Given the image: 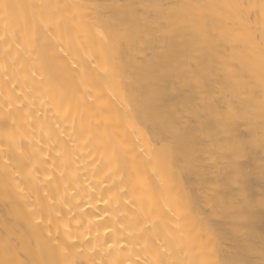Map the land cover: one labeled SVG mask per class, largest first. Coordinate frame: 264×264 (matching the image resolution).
Masks as SVG:
<instances>
[{"label": "bare ground", "instance_id": "obj_1", "mask_svg": "<svg viewBox=\"0 0 264 264\" xmlns=\"http://www.w3.org/2000/svg\"><path fill=\"white\" fill-rule=\"evenodd\" d=\"M260 2L0 0L12 6L7 11L0 9V142L7 151L8 140L14 134L12 120L20 126L24 119L15 107L11 114L2 107L10 95L15 98L11 82L26 85L25 92L28 88H49L56 96L54 103L63 99L70 110V131L71 119L75 118L74 141L83 157L81 168L87 170L93 183L109 167L113 172L122 171L123 186L130 196L151 197L166 221L170 235L165 242L174 261L223 264L243 259L249 264H262L264 59L259 46L248 37L259 32L264 23L258 20L255 10L249 20L248 10L223 7ZM153 4L163 8L140 7ZM120 28L127 31L128 38L113 55L111 36ZM48 69L56 71L57 84L49 81ZM32 71L37 75L32 76ZM185 80L198 81L199 89L180 87ZM60 89L63 96L57 95ZM211 97L215 99L210 106H201L200 119L189 116V108ZM161 115L172 123L189 121L190 135L199 140L195 168L181 171L177 157L186 150L181 143L176 144L175 154L167 161L161 154L157 138L151 135L154 121ZM209 122L210 127H202ZM201 131L205 135L200 136ZM209 134L211 139L207 138ZM241 139L246 149L238 158L236 146ZM46 140L44 137L41 143ZM24 143L23 157L15 151L0 156V259L4 258L6 234L15 239L14 254L19 245L21 261L39 256L32 247L35 240L28 209H40L46 202L20 161L26 162L41 144ZM141 147L145 152L140 151ZM14 168L21 173L19 176ZM94 171L100 176L92 177ZM236 171L242 173L239 186L229 183ZM115 184L121 185L119 175ZM209 196L222 209L211 223L203 219ZM105 207L96 204L85 208V212L99 214ZM77 214L86 225L89 217ZM47 216L45 209L38 233L45 239L44 230L50 228L55 236L57 227V218L52 216L53 223L48 225ZM96 223L103 224V220L94 219ZM45 255L60 264L65 258L47 250ZM90 255L85 253V261ZM156 255L157 249L149 248L142 252L141 259L147 256L153 260ZM119 258L117 249L114 259ZM126 258L134 260L135 255L129 250Z\"/></svg>", "mask_w": 264, "mask_h": 264}, {"label": "snow or ice", "instance_id": "obj_2", "mask_svg": "<svg viewBox=\"0 0 264 264\" xmlns=\"http://www.w3.org/2000/svg\"><path fill=\"white\" fill-rule=\"evenodd\" d=\"M10 7L12 6L0 3V9L7 11ZM140 7L161 9L163 5H140ZM223 7L246 9L249 12V20L252 11L255 10L258 20L264 23V0H261L258 5H224ZM127 38L128 34L124 28L113 32L111 36L113 55ZM105 39L108 38L105 37ZM248 39L252 44L259 46L262 59H264V27H261L259 32L250 34ZM92 66L95 67L96 65L93 64ZM71 67L75 68L76 65L72 64ZM3 71L7 73L6 68ZM47 71L51 84H57L56 71L53 69ZM31 74L36 76L37 72L32 71ZM40 79L44 80L43 74L40 75ZM11 87L15 98L13 99V96L10 95L8 102L2 107L9 109L10 114L11 109L15 107L24 114V119L20 126H17L15 119L12 120L14 134L8 140L7 151L3 142H0V156L7 155L8 151H15L23 157L25 141L32 145L41 144V147L34 150L33 155L29 156L26 162L20 161V163L38 190L42 191L46 204L42 205L40 209L34 206L28 209L31 214L28 222L32 227L35 240L32 247L39 251V256H34L31 260L21 261L18 258L19 245L16 246L17 252L14 254L12 245L15 243V239L10 234H6L4 258L0 259V264H60L58 261L49 259L45 255L46 250L51 254L61 253L65 257L62 264H181V262L171 258L172 254L168 251L165 242L170 233L166 228V221L161 215L160 207L152 202L151 197H146L143 194L130 196L129 190L123 186L125 176L122 171L113 172L112 168L109 167L103 176H100L98 171H94L92 177L100 176V178L96 180V183H93L87 175V170L81 168L79 161L83 157L74 141L75 118L72 117L71 119L72 128L70 131L67 122L71 113L68 108H65L64 100L61 99L59 103H54L56 96L49 88L42 87L40 90L28 88L25 92L24 89L27 86L18 85L15 82H11ZM180 87L196 91L199 89V82L185 80ZM86 92L87 95H91L87 89ZM57 95L63 96V89H60ZM214 99L211 97L198 101L194 107L189 108V116L200 119L201 106H210ZM40 117L43 119L41 120ZM210 126L209 122L208 125L202 127ZM38 131L39 137L37 136ZM151 135L157 138V143L161 146L160 152L166 161L169 156L175 154L176 144L181 143L186 149L177 157L181 171L196 167L199 140L190 135L189 121L183 120L172 123L168 121L165 115H161L157 121H154ZM199 135L203 136L205 133L201 131ZM44 137H47V140L41 143ZM207 138L211 139L210 134ZM245 149L246 144L241 139L236 146L238 158L242 157ZM140 151L145 152V149L141 147ZM92 161L95 165L94 157ZM42 167L43 172L41 171ZM117 167L119 169L120 165ZM13 171L17 176L21 174L15 168ZM117 175L121 180L119 186L115 184ZM172 179L175 180V176ZM241 180L242 173L239 171L229 177V183H235L237 186ZM17 190L22 192L23 188L17 184ZM37 202L39 203V197ZM101 203L106 207L100 209L99 214L92 213L90 215L85 212V208H93L96 204ZM5 206L9 207V211H11V207L7 203ZM164 207H168V205L165 204ZM207 207L208 211L203 219L211 223L212 217L220 215L222 209L214 202L213 196H209ZM45 209L48 213V225L53 223L52 216L57 218L55 236L50 228L45 229L46 239L38 234L41 231L39 225L44 223ZM261 209L264 210V201L261 202ZM169 210L171 209L169 208ZM77 213L89 217L86 225ZM94 219L96 221L103 220V224H93ZM61 228L63 229V239H61ZM101 229H103V237H101ZM149 248L157 249L156 257L153 260H149L147 256L141 259L142 252L149 250ZM117 249L120 252V258L114 259ZM129 250L135 255L134 260L126 258ZM261 251L264 253V246H262ZM86 252L91 253L87 261L84 259ZM223 264H249V262L243 259H235L223 262Z\"/></svg>", "mask_w": 264, "mask_h": 264}, {"label": "rangeland", "instance_id": "obj_3", "mask_svg": "<svg viewBox=\"0 0 264 264\" xmlns=\"http://www.w3.org/2000/svg\"><path fill=\"white\" fill-rule=\"evenodd\" d=\"M209 187H210V188H208V189H209V190L211 189L209 192L212 193V192H211V191H212V188H211L212 186H209Z\"/></svg>", "mask_w": 264, "mask_h": 264}]
</instances>
